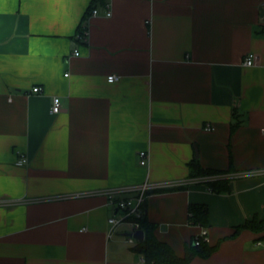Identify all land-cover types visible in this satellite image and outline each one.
I'll list each match as a JSON object with an SVG mask.
<instances>
[{
    "label": "crops",
    "instance_id": "crops-1",
    "mask_svg": "<svg viewBox=\"0 0 264 264\" xmlns=\"http://www.w3.org/2000/svg\"><path fill=\"white\" fill-rule=\"evenodd\" d=\"M104 4L0 0V264H147L133 226L109 238L124 213L105 195L147 182L178 257L206 228L217 249L191 264H264V231L244 228L264 222V0ZM200 171L257 173L215 193Z\"/></svg>",
    "mask_w": 264,
    "mask_h": 264
},
{
    "label": "built area",
    "instance_id": "built-area-1",
    "mask_svg": "<svg viewBox=\"0 0 264 264\" xmlns=\"http://www.w3.org/2000/svg\"><path fill=\"white\" fill-rule=\"evenodd\" d=\"M113 0H105L104 7L107 10V17L110 18L112 16V10H111V2ZM262 9L264 12V4L262 5ZM93 16L98 15V10H94L92 13ZM83 41H87L88 39V31L85 30L81 36ZM79 52H75V56H79ZM257 57L253 54L249 55L244 62V66L251 68L256 65ZM117 76H111L108 78L109 83H114L118 81ZM40 88H35L33 92L35 94L41 93ZM62 109L61 100L59 98L54 99L53 107H52V114L57 115L60 114ZM207 130H212V128L209 126ZM140 160H141V166H146L148 163L149 154L147 152H141L139 154ZM27 163V160L23 159L21 160L18 165L22 166L23 164ZM257 172H243V173H234L228 176H207L202 177L199 179L200 182H216L218 180L222 179H244V178H250L253 177ZM198 181V179H197ZM162 186L152 185L148 182L138 186V187H121L116 188L113 190H109L105 192V195L108 197L109 203L111 205H114L117 207L118 211H122L124 213L123 218H117V216L112 217L109 220V225L111 226V230L109 232V238H112L114 235L116 229L125 223L130 224L134 228V233L141 231L140 224L137 222L144 216V210L145 205L147 203V199L150 195V192L161 189ZM0 205H11L10 202H0ZM135 220V221H132ZM206 242L209 244V231L206 228H203L201 231V234L195 238L194 244L196 246L200 245L201 242ZM128 243L130 244H136L137 241L133 237L128 238Z\"/></svg>",
    "mask_w": 264,
    "mask_h": 264
},
{
    "label": "trees",
    "instance_id": "trees-1",
    "mask_svg": "<svg viewBox=\"0 0 264 264\" xmlns=\"http://www.w3.org/2000/svg\"><path fill=\"white\" fill-rule=\"evenodd\" d=\"M216 174L217 173L214 172L200 171L198 176H211ZM211 191L222 193L228 191V188L225 183L217 182L212 183ZM146 210L147 203L145 205L144 216L137 221L140 224L141 231L145 234V239L143 243H137L136 251L143 256L147 264H191L195 258H209L216 251V247H211L208 243L203 241L200 245L196 246L194 244V239L187 249L186 255L183 258L178 257L169 245L157 239L155 235V225L148 221ZM190 216L194 224L206 226L208 209L206 206L192 205L190 206ZM244 228L252 229L255 232H263L264 222L255 219L247 223Z\"/></svg>",
    "mask_w": 264,
    "mask_h": 264
},
{
    "label": "water",
    "instance_id": "water-1",
    "mask_svg": "<svg viewBox=\"0 0 264 264\" xmlns=\"http://www.w3.org/2000/svg\"><path fill=\"white\" fill-rule=\"evenodd\" d=\"M130 237H133L139 243H143L145 239V234L143 231H138L134 234H131Z\"/></svg>",
    "mask_w": 264,
    "mask_h": 264
}]
</instances>
